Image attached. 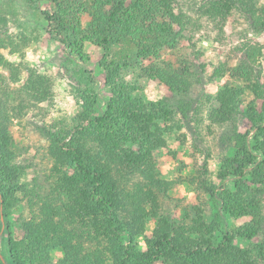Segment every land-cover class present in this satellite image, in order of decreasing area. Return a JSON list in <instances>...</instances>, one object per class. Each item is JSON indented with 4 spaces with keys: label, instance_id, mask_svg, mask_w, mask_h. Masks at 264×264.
<instances>
[{
    "label": "rangeland",
    "instance_id": "obj_1",
    "mask_svg": "<svg viewBox=\"0 0 264 264\" xmlns=\"http://www.w3.org/2000/svg\"><path fill=\"white\" fill-rule=\"evenodd\" d=\"M222 1L229 6L234 2ZM74 4L69 16L72 36L86 37L80 51L68 48L55 35L46 18L54 12L50 1L0 0V16L7 20L6 28L0 26V39L11 42L3 40L0 46V82L10 94L5 108L9 144L2 146L17 169L16 180L11 178L8 187L13 194L6 222L19 242V256L26 264H119L128 250V264H145L144 254L156 240L161 219L177 227L201 219L216 226L205 239L214 247H231L232 264H238L240 254L253 264H264L259 254L264 247V185L251 181L249 168L236 178L226 163L237 154L235 141H230L233 130L251 137L255 131L244 116L258 115L263 105L264 29L253 27L264 20V0H254L253 8L247 4L248 10L234 6L224 15L215 13L214 0H173L180 23L172 22L171 37L143 59L136 58L127 41L102 48L88 40L95 37L92 30L108 15L110 3L75 0ZM253 53L255 59L250 57ZM177 75L187 78V94L172 91ZM30 85L35 89L32 96L26 93ZM237 89L243 95L234 101L232 120L223 123L220 117L221 123L216 122L222 93ZM133 105L137 109H128ZM119 109L138 116L171 111L169 122L158 124L164 144L149 152L152 171L146 164L141 170L127 168L125 151L138 155L137 143L148 144L137 141V119L128 126L116 124ZM108 111L111 115L103 123L95 121ZM118 121L121 124L123 117ZM74 136L75 144L78 139L83 144L87 166L101 174L102 191H118L122 200L107 213L92 206L89 217L82 214L67 224L50 217L60 202L44 196L53 189L47 178L54 155L66 171V155L53 147ZM147 176L148 181L161 180L168 187L145 186ZM240 192H246L242 205L237 201ZM39 199L50 206V211L43 210L47 217L39 210L43 203ZM140 206L146 211L142 221ZM109 217H116L115 225L106 229ZM33 219L35 233L30 238L33 234L25 232L23 224ZM4 222L0 214V263L12 264ZM41 222L42 230L49 222L57 223L55 232L60 229L61 236L55 243H44L37 230ZM198 235L190 237L200 240ZM153 264L191 263L172 255Z\"/></svg>",
    "mask_w": 264,
    "mask_h": 264
},
{
    "label": "trees",
    "instance_id": "obj_2",
    "mask_svg": "<svg viewBox=\"0 0 264 264\" xmlns=\"http://www.w3.org/2000/svg\"><path fill=\"white\" fill-rule=\"evenodd\" d=\"M53 4L54 12L52 14L47 13L46 18L49 21L50 26L57 33L55 35L60 38L61 42L65 44L68 48L77 47V51L81 50V41L85 40V36H80L78 39L72 36L74 23L69 18L70 13L74 12V1L75 0H48ZM99 2H108L111 4V9L106 17L101 18L97 23L96 27L92 30L95 37L89 38L94 44L102 48H108L110 45L118 41H127L136 51V58L143 59L152 55V52L161 46V41L166 37H171V32L173 30L172 22L180 23V20L175 17L172 9L173 0H98ZM232 4L229 6L226 1L214 0L216 5L215 13L226 14L227 10H230L234 6L240 8L247 7L250 5L253 8L254 0H233ZM248 4V5H247ZM247 5V6H246ZM254 11V10H253ZM251 9V15L253 13ZM66 16V21H65ZM162 19L161 22L157 21V18ZM253 17V16H252ZM176 18V19H175ZM6 18L0 16V26L6 28L7 22ZM176 24V23H175ZM253 28H258V30L264 29V20L260 21V26L254 25ZM3 40H7L8 44L11 42L8 38L0 39V46ZM80 57V55H78ZM252 58H256V54L253 53ZM2 58H0V61ZM175 85H173V92H183L187 94L188 85L187 78L183 75H177L173 77ZM29 86V85H28ZM25 88V86H24ZM35 92L33 86L26 87V93L32 96ZM243 95L242 89L224 91L222 97L220 98V111L218 116L215 112V121L218 123H226L232 120L231 117L232 109H234V101ZM10 94L7 89L3 88L2 82H0V214L4 217V226L6 232L9 235L8 238V248L11 257L12 264H26L25 261L19 256L18 246L19 242L13 239L11 236L10 225L6 222L8 210L11 207V196L12 193H8V187L11 186L12 179L16 180L13 174L17 169L11 165L10 158H7V153L4 151L2 145L7 146L9 144V133L6 126L9 122V114L7 112L6 104L9 102ZM236 103V101H235ZM238 103V101H237ZM138 105L130 106L128 109H137ZM189 108V107H187ZM158 114H153L151 112L143 113L138 116L137 112L128 111L124 109H119L120 114L116 119V124L128 126L129 122H134L137 119L139 140L145 142L137 143L139 146V154L135 155L129 152L124 153V159L126 166L131 168L140 169L143 164L150 166L152 171V165H150L149 152L151 149H155L158 146H162L164 131L158 127L159 123L169 122V117L171 111L166 109H161ZM237 114V113H235ZM111 115V111L106 112L104 115L97 117L95 119L98 123H103L107 117ZM218 116V117H217ZM237 116H243L238 112ZM123 117V122L119 123V118ZM138 117V118H137ZM221 119V122L218 120ZM248 122L251 124L252 130L255 132L248 137L237 133L236 129L233 130L232 138L230 141L234 144L237 150V154L233 159H226L227 167L233 171L236 178L243 176L247 168L251 169L250 176L252 177V182L257 185H264V100L262 109L258 115H245ZM86 121V117H84ZM235 119V118H234ZM153 122V130L150 133V127L148 125ZM130 134H128V137ZM78 143L75 144V136L66 143H61L60 145H55L54 152H59L60 155H66V171L60 167L61 158L54 155V165L52 171L48 176L50 186L52 191L48 195L44 196L51 202H60V206L53 212L50 217L53 218L57 216L59 220H64L63 222H70L76 217H80L82 214L85 216H90V211L97 207L100 210L107 213L113 211L121 202L122 196L118 191H111L108 194L102 191L103 183L102 176L97 171L93 170L91 167L87 166L84 156H83V144L80 139L77 140ZM9 157V156H8ZM261 157V162L259 158ZM67 169H72L73 173L69 174ZM149 173L150 176H154ZM144 177V180L148 183L145 186H162L166 185L167 182L159 181H148L151 177ZM12 178V179H11ZM162 183V184H161ZM238 187V186H237ZM15 188L12 186V191ZM6 191V193H5ZM10 199H9V196ZM245 193L240 192L238 194L239 204L242 205L243 197ZM117 198L119 200H117ZM46 199L42 201L39 210L43 212L44 209L50 211V206L47 205ZM46 203V204H44ZM55 204V203H54ZM92 204V205H91ZM129 204H133L130 203ZM238 204L240 211H244V208ZM57 205V204H56ZM93 206V207H92ZM128 206V205H127ZM224 211L226 210V205L223 204ZM126 206H123L125 208ZM134 208V207H133ZM139 207L140 215L139 220H143L146 217V211ZM228 208V207H227ZM231 213L234 212L232 207H229ZM137 210V208H134ZM116 211V210H115ZM44 215L47 217L46 213ZM95 218V217H94ZM44 220V219H41ZM116 217H109L106 229H111L115 225ZM34 219L23 224L25 232L32 233L30 238L34 236ZM93 222H99L93 220ZM48 223V222H47ZM57 223H55L56 225ZM68 224V223H67ZM42 222L40 223L39 234L42 235V240L45 244H53L56 241V237L61 236L60 229L55 232L56 227L53 223L49 222L48 226L44 227L42 230ZM3 227L0 224V228ZM216 229L214 224H205L201 222V219H196L193 221V225L190 226H174L168 220H162L161 224L158 226V233L156 234V240L152 245L149 246L148 250L144 254L145 264H153L156 260L167 258L168 256L178 255L184 256L188 263L191 264H232V254L231 247L217 245L213 246L212 243L205 239V233L213 232ZM201 235L199 240L196 237H190L191 235ZM199 236V235H198ZM260 256L264 259V247L259 250ZM131 252L126 250L119 260V264H128V258ZM245 255H237L238 264H253L252 261H248ZM240 260V263H239ZM1 264V263H0Z\"/></svg>",
    "mask_w": 264,
    "mask_h": 264
}]
</instances>
